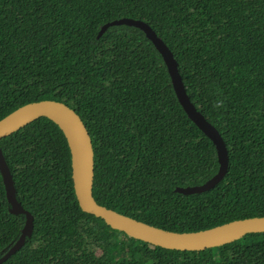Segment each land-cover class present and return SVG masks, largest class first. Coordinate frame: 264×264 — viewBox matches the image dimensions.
<instances>
[{"label":"trees","instance_id":"obj_1","mask_svg":"<svg viewBox=\"0 0 264 264\" xmlns=\"http://www.w3.org/2000/svg\"><path fill=\"white\" fill-rule=\"evenodd\" d=\"M144 20L178 62L186 92L219 130L212 140L178 101L163 57L145 33L102 24ZM53 99L82 118L94 149L99 204L172 231L264 215V0H0V119ZM16 196L34 216L25 244L1 264H264V232L204 250L130 237L84 211L66 135L41 116L0 139ZM0 172V256L20 236Z\"/></svg>","mask_w":264,"mask_h":264},{"label":"water","instance_id":"obj_2","mask_svg":"<svg viewBox=\"0 0 264 264\" xmlns=\"http://www.w3.org/2000/svg\"><path fill=\"white\" fill-rule=\"evenodd\" d=\"M122 24L141 29L146 37L151 40L167 66L179 103L188 117L212 140L217 150L219 168L213 176L201 184L176 186L174 191L183 194H193L213 188L228 171L229 154L222 135L191 101L186 92L182 76L179 72L178 62L173 52L148 23L132 17L113 19L101 25L97 38L103 35L110 26ZM41 116L54 120L67 137L72 153L73 185L80 207L86 212L102 217L112 228L124 231L135 239L178 250H204L232 242L248 233L264 232V215L235 219L202 230L179 232L151 225L99 204L93 195V142L81 116L66 103L53 99H43L23 104L0 119V139ZM0 172L3 177L6 197L10 204V212L25 215V223L21 234L0 256L1 264L19 250L25 244L26 238L32 235L34 216L17 199L13 176L1 147Z\"/></svg>","mask_w":264,"mask_h":264}]
</instances>
